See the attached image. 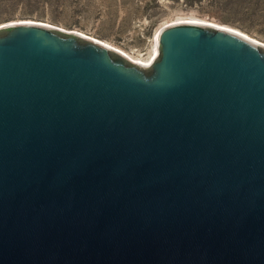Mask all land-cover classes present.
<instances>
[{
	"label": "water",
	"instance_id": "water-1",
	"mask_svg": "<svg viewBox=\"0 0 264 264\" xmlns=\"http://www.w3.org/2000/svg\"><path fill=\"white\" fill-rule=\"evenodd\" d=\"M157 40L0 27V264H264V44Z\"/></svg>",
	"mask_w": 264,
	"mask_h": 264
},
{
	"label": "rangeland",
	"instance_id": "rangeland-1",
	"mask_svg": "<svg viewBox=\"0 0 264 264\" xmlns=\"http://www.w3.org/2000/svg\"><path fill=\"white\" fill-rule=\"evenodd\" d=\"M176 18L222 24L264 44V0H0V23L33 20L75 30L133 59H145L155 32Z\"/></svg>",
	"mask_w": 264,
	"mask_h": 264
},
{
	"label": "bare ground",
	"instance_id": "bare-ground-1",
	"mask_svg": "<svg viewBox=\"0 0 264 264\" xmlns=\"http://www.w3.org/2000/svg\"><path fill=\"white\" fill-rule=\"evenodd\" d=\"M187 21L201 22V23H204V24H209V25H214V26H217V27L227 28L226 26H224L222 24H218V23H215V22L207 21V20H189V19L187 20V19L176 18V20L167 21L158 31L155 32V35L153 36V38L151 40V44H150V48H149L150 49L149 54H148V56L145 59L144 58H139V59H135L134 58L133 59L132 57H130V55L127 52H125L123 50H120L119 48H116V47L112 46L108 42H104V41H102V42H103V44L108 45L111 48L115 49L116 51H118L119 53H121L124 57H126L129 60H131L132 62L139 63V64H142V65H148L149 63H151L154 60L155 56H157V54H158V51H159V42L157 40V35L159 34V32H161L164 28H166L168 26H172L174 24H177V23H180V22L181 23L182 22H187ZM22 22H31V21H24V20H18L17 19V20H12L9 23H4V24L3 23H0V27L7 26V25H11L13 23H22ZM230 28H228V29H230ZM233 29L231 28V30H233ZM233 31H236L237 33H241L242 34V32H240L237 29H235ZM244 36H246V35H244ZM91 38H93V37H91Z\"/></svg>",
	"mask_w": 264,
	"mask_h": 264
},
{
	"label": "flooded vegetation",
	"instance_id": "flooded-vegetation-1",
	"mask_svg": "<svg viewBox=\"0 0 264 264\" xmlns=\"http://www.w3.org/2000/svg\"><path fill=\"white\" fill-rule=\"evenodd\" d=\"M156 57V56H155ZM155 59V58H154ZM152 70H155L156 69V62L153 63L152 67H151Z\"/></svg>",
	"mask_w": 264,
	"mask_h": 264
}]
</instances>
